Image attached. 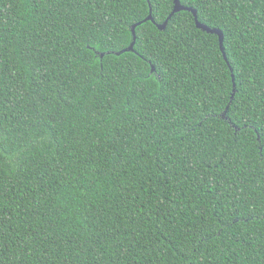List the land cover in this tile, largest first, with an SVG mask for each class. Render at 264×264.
<instances>
[{
  "label": "trees",
  "instance_id": "16d2710c",
  "mask_svg": "<svg viewBox=\"0 0 264 264\" xmlns=\"http://www.w3.org/2000/svg\"><path fill=\"white\" fill-rule=\"evenodd\" d=\"M180 1L228 63L174 0H0V264H264V0Z\"/></svg>",
  "mask_w": 264,
  "mask_h": 264
},
{
  "label": "water",
  "instance_id": "95a60500",
  "mask_svg": "<svg viewBox=\"0 0 264 264\" xmlns=\"http://www.w3.org/2000/svg\"><path fill=\"white\" fill-rule=\"evenodd\" d=\"M181 11H189L193 14L194 16V21H195V25L198 29L202 30V31H205L207 33H210V34H215L217 35L218 37V42H219V47H220V50L222 52V55L225 59V61L228 63V60H227V57H226V54L224 52V48H223V42H224V34L222 32V30L218 29V28H212V27H209L208 25L200 22L198 20V17H197V11L196 9L192 8V7H189V6H184L180 0H174V5H173V9L171 11V13L168 15L167 19L162 23V24H158L157 27L158 29L160 30H164L166 25H167V22L168 20L171 18L172 15H174L175 13H178V12H181ZM146 21H152L154 22L153 20V17H152V13H151V10L148 14V16L141 20V21H138L136 23H134L132 25V28H131V31H132V41L131 43L129 44L128 47H126L125 49H122L120 51H117L115 52L116 54H120L124 51H133L134 50V44H135V40H136V34H135V29L138 25H140L141 23L143 22H146ZM154 67L152 66V69ZM235 93V84L233 83V95ZM233 97V96H232Z\"/></svg>",
  "mask_w": 264,
  "mask_h": 264
}]
</instances>
